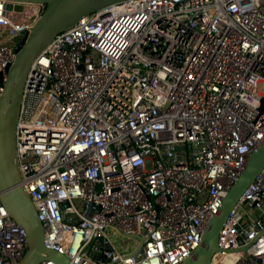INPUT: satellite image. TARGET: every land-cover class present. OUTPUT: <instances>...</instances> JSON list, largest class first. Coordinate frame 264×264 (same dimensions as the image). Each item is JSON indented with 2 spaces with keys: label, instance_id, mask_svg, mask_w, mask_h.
Here are the masks:
<instances>
[{
  "label": "built area",
  "instance_id": "obj_1",
  "mask_svg": "<svg viewBox=\"0 0 264 264\" xmlns=\"http://www.w3.org/2000/svg\"><path fill=\"white\" fill-rule=\"evenodd\" d=\"M44 9L0 0V98ZM263 98L264 0H127L80 19L32 63L16 123L44 247L71 264H181L264 144ZM217 247L210 264H264V169ZM25 248L0 202V264Z\"/></svg>",
  "mask_w": 264,
  "mask_h": 264
},
{
  "label": "water",
  "instance_id": "obj_2",
  "mask_svg": "<svg viewBox=\"0 0 264 264\" xmlns=\"http://www.w3.org/2000/svg\"><path fill=\"white\" fill-rule=\"evenodd\" d=\"M11 4L42 5L43 13L24 36L16 49L14 63L8 69L7 80L0 98V202L10 218L24 231L26 248L18 264H71L69 259L43 245V228L27 192L20 185L21 177L16 160L15 130L23 89L34 60L54 38L71 30L89 15L127 0H1ZM264 98L261 99V110ZM264 169V144L253 151L241 175L225 196L218 213L208 223L194 252L181 264H210L219 252L217 241L222 226L246 188ZM137 240L139 251L143 240ZM245 251V248L240 249Z\"/></svg>",
  "mask_w": 264,
  "mask_h": 264
},
{
  "label": "rangeland",
  "instance_id": "obj_3",
  "mask_svg": "<svg viewBox=\"0 0 264 264\" xmlns=\"http://www.w3.org/2000/svg\"><path fill=\"white\" fill-rule=\"evenodd\" d=\"M8 10L18 11V10H19V7H15V6H13V5H9V6H8ZM259 91L262 92V86H259ZM149 168H150V165L148 164V165L146 166V170H149Z\"/></svg>",
  "mask_w": 264,
  "mask_h": 264
},
{
  "label": "bare ground",
  "instance_id": "obj_4",
  "mask_svg": "<svg viewBox=\"0 0 264 264\" xmlns=\"http://www.w3.org/2000/svg\"><path fill=\"white\" fill-rule=\"evenodd\" d=\"M232 259L230 257H225L223 260V264H231Z\"/></svg>",
  "mask_w": 264,
  "mask_h": 264
}]
</instances>
